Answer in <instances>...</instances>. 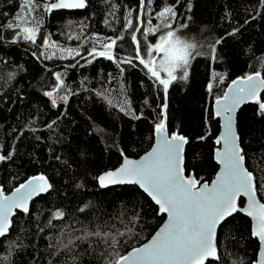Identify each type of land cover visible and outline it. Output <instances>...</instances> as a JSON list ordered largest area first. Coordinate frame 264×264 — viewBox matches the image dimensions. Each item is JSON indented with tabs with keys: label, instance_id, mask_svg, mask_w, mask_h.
I'll use <instances>...</instances> for the list:
<instances>
[{
	"label": "trees",
	"instance_id": "1",
	"mask_svg": "<svg viewBox=\"0 0 264 264\" xmlns=\"http://www.w3.org/2000/svg\"><path fill=\"white\" fill-rule=\"evenodd\" d=\"M163 3L175 7L174 29L187 24L178 31L183 39L199 47L223 38L215 60L206 47L199 48L201 55L192 60L188 80L170 86L166 97L169 133L179 131L188 139L186 173H194L201 182L211 181L218 170L214 141L220 131V120L212 115L213 98L221 95L233 79L257 71L264 75V0ZM161 4L162 0H155L152 7L159 12ZM87 5L82 10L33 13L42 21L41 37L50 43L55 41L64 48L83 44L81 56L75 59L61 58L58 49L53 59H45L40 55L41 37L36 44L22 40L12 43L7 30L5 42L0 44V153L11 156L0 162V185L4 193L11 192L39 174L47 176L52 185L32 201L28 213L17 210L11 218L8 234L0 239V264H105L115 257L99 255L104 247L95 240L91 248L86 242H78L71 251L60 250L58 255V249L49 244L55 245L62 231L75 236L84 227L92 229L99 224L104 231L125 233L116 235V252L123 255L145 243L165 220V214L159 213L158 206L139 186L102 188L98 182L100 174L118 167L125 156L139 157L151 149L156 140L153 126L160 115L159 105L165 102L162 89L153 86L135 61L133 65L118 66L114 61L97 58L91 64L85 63L92 45L83 43V38L94 35L122 36L115 55L121 60L136 55L132 36L141 41L144 37L133 32L127 22L131 20L133 27L142 31L148 27L138 15L139 0H88ZM113 9L114 16L110 15ZM18 10L19 0H0V23L14 20ZM148 17L152 26L160 23L153 13ZM69 21L76 23L69 26ZM80 22L86 25L82 39H69L70 34L80 33ZM237 28L239 32L229 35ZM156 39L149 35L148 42L155 43ZM120 68H124L123 73ZM55 72L63 74L66 86L75 93L57 106L45 95L56 83ZM217 73L224 77L222 83ZM209 83L213 84L211 91ZM125 98L131 101L132 110L142 114L141 119L120 111ZM146 99L148 104L144 103ZM237 119L247 167L258 180H264L260 171L264 168V114L255 102H250L241 107ZM202 136L207 138L199 139ZM257 191L264 203V187L258 185ZM240 203L243 205L244 199ZM56 211H63L64 219H52ZM250 221L237 212L221 225L217 236L222 252L220 264L255 262L259 241L251 235ZM209 264L216 262L210 260Z\"/></svg>",
	"mask_w": 264,
	"mask_h": 264
},
{
	"label": "snow or ice",
	"instance_id": "2",
	"mask_svg": "<svg viewBox=\"0 0 264 264\" xmlns=\"http://www.w3.org/2000/svg\"><path fill=\"white\" fill-rule=\"evenodd\" d=\"M154 2L155 0H139L138 15L144 18L141 22L148 25L146 30L133 27L131 20L127 22L133 32H139L144 37L141 41L136 35L132 36L136 45L134 57L121 60L115 55L117 43L123 39L119 35L116 38L98 35L84 37L83 43L92 45L87 50L88 58L85 59V63L91 64L97 58L114 61L118 66L133 65L135 61L136 66L150 77L153 86L162 89L165 102L159 105L160 115L153 126L155 146L139 160L124 158L119 168L100 175L98 182L101 187L118 184L138 185L158 206L159 213L167 215V221L148 243L133 247L123 255L116 252V244L119 243L116 235L124 236V232L113 234L104 231L99 224L92 229L84 227L81 234L75 236L71 232L62 231L57 237L56 244H49L50 248L58 249L57 255L60 250L71 251L78 242H86L91 248L92 241L95 240L98 245L104 247V252L99 255L115 257L106 260L105 264H209L210 260L220 264L222 252L217 247V229L237 212L246 213L252 218L254 222L252 234L264 244V203L257 195L258 185L264 187V180H258L254 172L245 166L246 153L240 146V136L234 127V114L246 102H255L258 111L264 114V99L260 95L264 92V75L257 71L241 76L232 80L221 95L214 96L212 115L223 119V130L214 141L220 146L214 151V159L221 166L220 171L211 184L207 181L201 183L192 172L186 176L183 152L188 139L179 131L169 133L166 97L170 86L188 80L192 60L201 55L199 48L206 47L210 58L215 60L216 48L222 43L223 38L198 47L197 43L189 42L178 34V31L187 28V24H180L178 29L173 28L177 18L174 5H166L162 0V10L156 12L152 7ZM87 6V0H19V10L14 14L15 19L0 23V44L5 42L6 30L11 32L12 43L22 40L36 44L38 37H41L42 21L33 13L38 15L42 11L48 14L56 9H84ZM149 13H153L160 23L152 26ZM3 15L7 17L9 14ZM110 15H115V9ZM75 23L68 22L69 26ZM78 27L80 33L70 34L69 39L74 38L78 41L82 39L86 25L80 22ZM237 32L239 28L234 29L229 35ZM149 35L158 37L155 43L148 42ZM41 39L40 55L45 59H53L57 49L62 54L61 58L75 59L81 56L80 49L83 48V44L79 48H64L55 41L50 43L48 38ZM49 52L51 54H48ZM77 64H72L71 67H76ZM120 72L123 73L124 68H120ZM53 75L56 83L52 91L45 92V95L52 98L53 106H57L58 102L66 103L69 96L75 93L66 86L62 73L55 72ZM215 75L222 83L224 77L218 73ZM207 87L211 91L213 84L209 83ZM61 90L64 92L63 95L60 94ZM124 91L126 92V89ZM99 95L104 96L105 93L100 92ZM144 103L148 104L149 101L146 99ZM120 111L128 112L137 120L142 118V114H137L131 109V101L127 98L121 104ZM206 138L202 136L199 139ZM10 158V155L0 153V162ZM260 171L264 173V168ZM51 187L48 178L43 174L32 176L16 187L10 196L4 194V188L0 185V239L8 234L11 227L10 218L15 211L28 213L30 201L48 192ZM241 196L246 197V204L243 207L238 203ZM64 217L63 211H56L52 219L62 220ZM51 223L52 220L49 221L50 225ZM3 259L7 260L8 257Z\"/></svg>",
	"mask_w": 264,
	"mask_h": 264
},
{
	"label": "water",
	"instance_id": "3",
	"mask_svg": "<svg viewBox=\"0 0 264 264\" xmlns=\"http://www.w3.org/2000/svg\"><path fill=\"white\" fill-rule=\"evenodd\" d=\"M87 4H88V0H87ZM56 10H60V9H56ZM66 10H82V9H66ZM239 78V77H238ZM238 78H236V79H238ZM233 80H235V79H233ZM232 82V81H231ZM231 82L228 84V86L231 84ZM227 86V87H228ZM227 87H226V89H225V91L227 90ZM263 92H261V94H262ZM260 94V95H261ZM250 102H252V101H249V102H246V103H244V104H247V103H250ZM244 104H242L240 107H239V109L236 111V113L234 114V127H235V130L238 132L239 131V129H238V113H239V111H240V109H241V107L244 105ZM213 109H214V103H213ZM218 120H220V131H218V136L221 134V132H222V130H223V128H222V125H223V119H222V117H218ZM239 133V132H238ZM217 136V137H218ZM239 136H240V134H239ZM155 144H156V140H155ZM155 144L152 146V147H150L151 149L155 146ZM240 144H241V137H240ZM186 146V145H185ZM184 146V152H183V158L185 159V147ZM241 147H242V145H240ZM217 147H220L219 145H217ZM243 148V147H242ZM151 149H149L148 151H146L145 153H143L141 156H139V157H132V156H125L124 158H129V159H133V160H139V159H141L142 157H144L149 151H151ZM124 158H123V160L120 162L121 164L118 166V167H116L115 169H117V168H119L122 164H123V161H124ZM216 161V160H215ZM217 162V161H216ZM218 164V163H217ZM245 166L247 167V164H246V158H245ZM220 165L218 164V170L216 171V174H215V176H214V178L211 180V181H207L209 184H211V182L215 179V177H216V175H217V173L220 171ZM184 168H185V175L187 176L188 174L186 173V167H185V160H184ZM248 168V167H247ZM115 169H111V170H115ZM249 169V168H248ZM107 171H109V170H107ZM107 171H104L102 174H104V173H106ZM250 171V170H249ZM102 174H100V175H102ZM194 174V173H193ZM35 176V175H34ZM47 177V176H46ZM196 177V176H195ZM31 178V177H30ZM48 178V177H47ZM29 178H27V180H28ZM27 180H25L23 183H25ZM48 182L51 184V182H50V180H49V178H48ZM201 183H203V182H201ZM22 184V183H21ZM118 185H126V184H118ZM118 185H109L108 187H102V188H109V187H112V186H118ZM19 186V185H18ZM17 186V187H18ZM138 186V185H137ZM16 188V187H15ZM15 188L11 191V192H7V193H4L5 195H11L12 194V192L15 190ZM140 188V187H139ZM50 190V189H49ZM143 190V189H142ZM47 193V192H46ZM42 194H44V193H42ZM257 195H258V191H257ZM35 198H38V196H36V197H34L31 201H30V203H29V208H30V204L32 203V201L35 199ZM258 198H260L259 196H258ZM241 199H244V204L243 205H241ZM152 200V199H151ZM262 202V201H261ZM238 203H240V206L241 207H243V206H245V204H246V197H243V196H241L240 197V201L238 202ZM263 203V202H262ZM17 211V210H16ZM16 211H15V213H16ZM15 213L13 214V216L15 215ZM235 214V213H234ZM244 215H246L247 216V214L246 213H243ZM12 216V217H13ZM165 220L163 221V223L161 224V225H159V227L157 228V230L154 232V234L150 237V238H148V240L145 242V243H148L153 237H154V235L164 226V224L166 223V221H167V215L165 214ZM11 217V218H12ZM10 218V219H11ZM250 219H251V221L250 222H252V233H253V229H254V222H253V220H252V218L251 217H249ZM12 220V219H11ZM220 228V227H219ZM219 228L217 229V236H218V232H219ZM251 235H253V234H251ZM255 237V236H254ZM258 239V238H257ZM259 241V240H258ZM217 242H218V237H217ZM144 244V243H143ZM142 244V245H143ZM141 246V245H140ZM139 247V246H138ZM217 247L219 248V246H218V243H217ZM259 251H258V254H257V259L255 260V262L253 263V264H264V244H262L260 241H259Z\"/></svg>",
	"mask_w": 264,
	"mask_h": 264
}]
</instances>
